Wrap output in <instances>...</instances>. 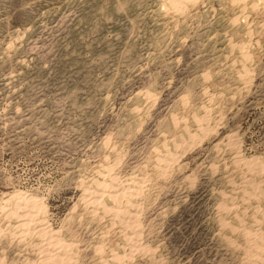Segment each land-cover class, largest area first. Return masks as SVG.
<instances>
[{
    "label": "rangeland",
    "instance_id": "1",
    "mask_svg": "<svg viewBox=\"0 0 264 264\" xmlns=\"http://www.w3.org/2000/svg\"><path fill=\"white\" fill-rule=\"evenodd\" d=\"M263 258L264 0H0V264Z\"/></svg>",
    "mask_w": 264,
    "mask_h": 264
},
{
    "label": "bare ground",
    "instance_id": "2",
    "mask_svg": "<svg viewBox=\"0 0 264 264\" xmlns=\"http://www.w3.org/2000/svg\"><path fill=\"white\" fill-rule=\"evenodd\" d=\"M255 174V173H254ZM111 187V186H110ZM106 192V191H105ZM131 192V191H130ZM117 193H119L120 194V196H121V193L120 192H117ZM93 195H94V192H93ZM95 195H96V198H97V195H100V194H96L95 193ZM104 195V194H103ZM113 196H115V197H117L118 195L117 194H114ZM263 196V195H262ZM92 198L93 197H95V196H91ZM99 198V197H98ZM96 201V199L95 200H93V202H95ZM35 207V206H34ZM115 209V208H114ZM111 210V209H110ZM115 213H117V214H119V213H121V212H123V211H120V209H115V210H113ZM132 215V214H131ZM130 218V217H129ZM51 232V231H50ZM261 233V232H260ZM44 234V233H43ZM46 234V233H45ZM260 238V237H259ZM50 242H52V244L53 243H58V245H63V242H62V240L61 239H58L57 237H56V235L55 234H53L52 235V237H51V241ZM253 243H255V242H253ZM53 246V245H52ZM263 249H261V251H262ZM50 257H53V255L52 256H50ZM56 257H59L58 255H56ZM257 257V256H256ZM122 259V258H121ZM264 259V258H263ZM255 261H256V259H255Z\"/></svg>",
    "mask_w": 264,
    "mask_h": 264
}]
</instances>
